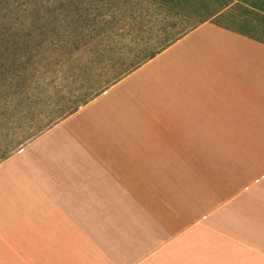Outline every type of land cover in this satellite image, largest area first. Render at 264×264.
<instances>
[{"label":"crops","instance_id":"1","mask_svg":"<svg viewBox=\"0 0 264 264\" xmlns=\"http://www.w3.org/2000/svg\"><path fill=\"white\" fill-rule=\"evenodd\" d=\"M0 53L145 100L0 162V264H264V0H0Z\"/></svg>","mask_w":264,"mask_h":264},{"label":"rangeland","instance_id":"2","mask_svg":"<svg viewBox=\"0 0 264 264\" xmlns=\"http://www.w3.org/2000/svg\"><path fill=\"white\" fill-rule=\"evenodd\" d=\"M84 62L81 59L80 63ZM41 65L34 68L22 59L0 53V162L35 138L41 139L50 130L58 129L49 141L43 140L47 146L41 147L39 153L41 171L48 175L61 157L88 150L82 147L84 141L96 139L100 131L106 133L115 124L143 119L128 113L144 108V99L128 91L111 90L93 101L110 86L107 84L99 93H92L93 98L83 100L80 95L85 85L64 84L62 75L47 72ZM79 114L83 121L81 117L74 119Z\"/></svg>","mask_w":264,"mask_h":264},{"label":"trees","instance_id":"3","mask_svg":"<svg viewBox=\"0 0 264 264\" xmlns=\"http://www.w3.org/2000/svg\"><path fill=\"white\" fill-rule=\"evenodd\" d=\"M72 109H74V108H72Z\"/></svg>","mask_w":264,"mask_h":264}]
</instances>
